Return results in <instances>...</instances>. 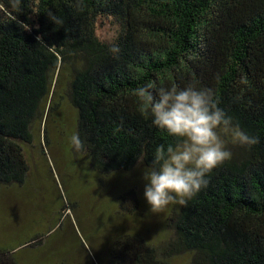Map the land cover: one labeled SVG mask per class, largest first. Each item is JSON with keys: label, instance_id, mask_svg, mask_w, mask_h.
<instances>
[{"label": "trees", "instance_id": "16d2710c", "mask_svg": "<svg viewBox=\"0 0 264 264\" xmlns=\"http://www.w3.org/2000/svg\"><path fill=\"white\" fill-rule=\"evenodd\" d=\"M113 42L118 56L108 51ZM148 81L211 87L259 143L227 142L232 157L207 187L170 208L162 249L124 234L104 264H171L182 254L189 264H264V0H0V186L24 184L33 124L56 122L64 99L97 174L150 166L155 148L175 140L135 94ZM118 200L123 215L139 214L135 193ZM0 264L18 263L0 249Z\"/></svg>", "mask_w": 264, "mask_h": 264}, {"label": "rangeland", "instance_id": "374dc122", "mask_svg": "<svg viewBox=\"0 0 264 264\" xmlns=\"http://www.w3.org/2000/svg\"><path fill=\"white\" fill-rule=\"evenodd\" d=\"M57 115L56 122L33 124L38 138L26 150L30 173L24 184L0 186V249L11 250L18 264H104L111 242L134 233L162 249L173 205L150 211L141 165L131 173L97 174L70 142L75 116L65 99ZM130 191L138 200L136 216L123 215L116 203ZM35 235L39 243L22 245ZM170 263L189 264V255Z\"/></svg>", "mask_w": 264, "mask_h": 264}, {"label": "clouds", "instance_id": "9594fccd", "mask_svg": "<svg viewBox=\"0 0 264 264\" xmlns=\"http://www.w3.org/2000/svg\"><path fill=\"white\" fill-rule=\"evenodd\" d=\"M12 3L13 7L19 6V0ZM49 18L54 19L51 15ZM108 51L118 56L120 47L113 42ZM135 94L146 102V115L152 124L175 140L159 144L151 165L142 172L143 196L154 213L162 212L170 204L187 206L189 200L206 188L208 174L232 157L226 147L229 140L247 147L259 143L258 136L246 133L219 107V99L211 87L156 88L154 81H148L138 86ZM119 131L121 126L117 125L114 133ZM70 142L76 150L84 147L78 133L70 137Z\"/></svg>", "mask_w": 264, "mask_h": 264}]
</instances>
